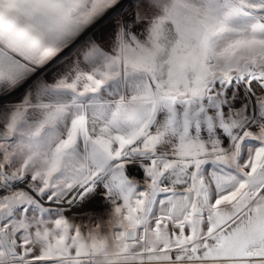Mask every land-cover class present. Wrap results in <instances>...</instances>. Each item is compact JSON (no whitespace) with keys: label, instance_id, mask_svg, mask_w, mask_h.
Returning a JSON list of instances; mask_svg holds the SVG:
<instances>
[{"label":"snow or ice","instance_id":"1","mask_svg":"<svg viewBox=\"0 0 264 264\" xmlns=\"http://www.w3.org/2000/svg\"><path fill=\"white\" fill-rule=\"evenodd\" d=\"M0 264H264V0H0Z\"/></svg>","mask_w":264,"mask_h":264}]
</instances>
